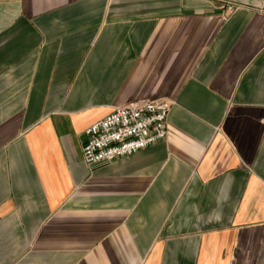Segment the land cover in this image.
I'll list each match as a JSON object with an SVG mask.
<instances>
[{"label": "crops", "instance_id": "obj_1", "mask_svg": "<svg viewBox=\"0 0 264 264\" xmlns=\"http://www.w3.org/2000/svg\"><path fill=\"white\" fill-rule=\"evenodd\" d=\"M141 99L166 137L86 165ZM0 264H264V11L0 0Z\"/></svg>", "mask_w": 264, "mask_h": 264}, {"label": "built area", "instance_id": "obj_2", "mask_svg": "<svg viewBox=\"0 0 264 264\" xmlns=\"http://www.w3.org/2000/svg\"><path fill=\"white\" fill-rule=\"evenodd\" d=\"M251 1L264 11V0ZM172 105L167 99H141L113 109L85 129L83 162L88 166L107 163L164 139Z\"/></svg>", "mask_w": 264, "mask_h": 264}]
</instances>
